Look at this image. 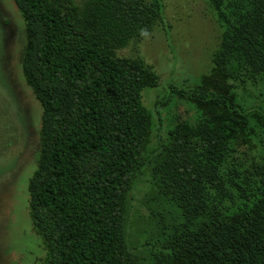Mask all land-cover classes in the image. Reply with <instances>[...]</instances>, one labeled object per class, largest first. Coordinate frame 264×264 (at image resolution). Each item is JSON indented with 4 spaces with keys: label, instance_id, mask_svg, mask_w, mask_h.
Segmentation results:
<instances>
[{
    "label": "trees",
    "instance_id": "trees-1",
    "mask_svg": "<svg viewBox=\"0 0 264 264\" xmlns=\"http://www.w3.org/2000/svg\"><path fill=\"white\" fill-rule=\"evenodd\" d=\"M25 24L22 73L42 108L28 211L40 264H264V110L234 82L264 81V0H207L222 29L210 72L172 90L196 119L150 158L143 91L159 76L120 57L161 20V0H14ZM164 209L147 255L130 240L144 168Z\"/></svg>",
    "mask_w": 264,
    "mask_h": 264
},
{
    "label": "rangeland",
    "instance_id": "rangeland-1",
    "mask_svg": "<svg viewBox=\"0 0 264 264\" xmlns=\"http://www.w3.org/2000/svg\"><path fill=\"white\" fill-rule=\"evenodd\" d=\"M83 8L98 0H70ZM150 4L153 0H143ZM164 10L152 31L132 39L120 57L142 59L159 76V86L143 91L153 114L150 156L166 143L177 123H194L191 103L172 90H189L212 68V55L222 36L207 0H161ZM25 24L14 0H0V264H40L41 252L28 211L27 182L36 168L42 108L22 73ZM239 102L264 110L260 77L234 82ZM164 209L153 190L150 169L144 168L132 194L130 240L147 255L158 237Z\"/></svg>",
    "mask_w": 264,
    "mask_h": 264
}]
</instances>
